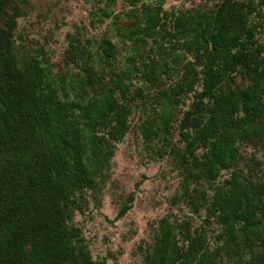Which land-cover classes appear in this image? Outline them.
Listing matches in <instances>:
<instances>
[{"label": "trees", "instance_id": "obj_1", "mask_svg": "<svg viewBox=\"0 0 264 264\" xmlns=\"http://www.w3.org/2000/svg\"><path fill=\"white\" fill-rule=\"evenodd\" d=\"M14 1L0 0V264H105L92 259L72 220L86 194L104 184L128 130L137 75L158 90L157 134L168 132L174 109L190 99L178 119L182 145L170 152L186 205L220 229L211 249L187 222L181 229L162 221L142 264H264V169L251 159L253 172L257 166L263 173L254 182L256 174L240 167L241 147L264 141V45L257 41L264 0L176 12L163 8L166 0H123L133 9L117 31L130 47L124 66L105 82L95 62L115 58L112 42L101 39L96 60L70 43L67 53L81 72L70 88L37 58H17ZM163 74L177 79L163 84ZM94 84L92 93L85 89ZM223 171L229 173L219 183ZM132 202L130 194L116 218Z\"/></svg>", "mask_w": 264, "mask_h": 264}, {"label": "rangeland", "instance_id": "obj_2", "mask_svg": "<svg viewBox=\"0 0 264 264\" xmlns=\"http://www.w3.org/2000/svg\"><path fill=\"white\" fill-rule=\"evenodd\" d=\"M216 1L219 0H166L163 8L176 12L204 7ZM13 6L16 9L13 38L17 58H37L47 66L53 79L64 78L69 88L72 77L81 73L67 53L70 43L84 47L96 60L94 54L101 39L107 38L112 42L115 58L108 65L99 60L95 62L105 70V82L124 66L130 47L119 39L117 31L129 21L133 9L123 0H15ZM261 23L257 41L264 45V22ZM152 56L160 60L156 50ZM160 63L163 64V61ZM167 63H170L169 60ZM176 79L174 74L162 75L163 84L173 83ZM234 79L236 84L241 81L239 77ZM95 88L94 84L85 89L92 93ZM138 90H141L142 98ZM157 91L140 75L133 78L129 93L131 111L127 118L128 130L115 146L104 184L97 192L86 194L83 211L76 212L73 217L72 224L80 229L95 262L142 264L143 254L152 245L162 221L180 225L181 229L187 222L191 234L201 233L211 249L216 246V235L220 229L212 221H204L203 211L193 213L186 205L180 187L183 174L174 165L170 152L172 147L182 145L177 129L178 119L188 109L190 99H184L174 109L175 116L168 132L157 134L159 109L154 97ZM75 93L70 92L71 98ZM240 155L243 171L256 174L252 179L254 182H262L263 173L257 170V166L253 172L251 159L264 169V141L257 146L243 145ZM228 173L223 171L218 182H222ZM196 187L205 190L208 195L212 193L206 187ZM130 194H133L131 208L123 217L116 218Z\"/></svg>", "mask_w": 264, "mask_h": 264}]
</instances>
